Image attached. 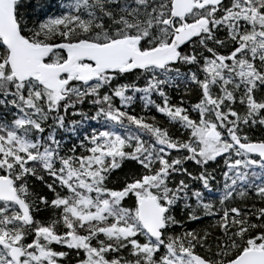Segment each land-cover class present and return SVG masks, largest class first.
Here are the masks:
<instances>
[{
  "label": "snow or ice",
  "instance_id": "1",
  "mask_svg": "<svg viewBox=\"0 0 264 264\" xmlns=\"http://www.w3.org/2000/svg\"><path fill=\"white\" fill-rule=\"evenodd\" d=\"M0 264H264V0H0Z\"/></svg>",
  "mask_w": 264,
  "mask_h": 264
}]
</instances>
